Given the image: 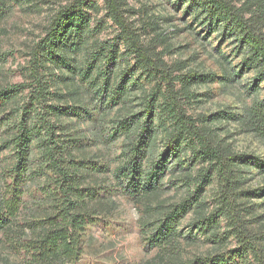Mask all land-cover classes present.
I'll return each mask as SVG.
<instances>
[{"label":"trees","instance_id":"obj_1","mask_svg":"<svg viewBox=\"0 0 264 264\" xmlns=\"http://www.w3.org/2000/svg\"><path fill=\"white\" fill-rule=\"evenodd\" d=\"M102 1L119 33L95 35L103 24L92 26L84 10L88 0H71L54 12L45 37L28 52L29 83L0 85V151L9 152L0 163V234L6 247L23 255L24 264L79 259L86 225L106 209L95 177L101 169L87 165L79 139L83 123L93 142H118L114 178L141 206L145 244L158 249L159 262L264 264V213L258 214L261 204L253 203L256 198L264 202V185L245 187L256 167L264 176V160L235 151L221 125L233 121L264 139V99L255 97L241 113H190L203 103L197 86L216 75L189 67L187 60L167 65L161 53L144 45L126 15L125 0ZM11 2L37 7L33 0H0V24ZM170 3L184 7L190 24L201 27L205 45L213 43L205 40L213 36L218 44L230 43L228 52L217 43L214 47L222 72L218 81L228 86L251 71L245 89L256 96L264 83V0ZM2 32L0 26V37ZM166 39L161 32L153 37L166 43L164 50ZM7 55L0 42V60ZM228 55L240 58L237 65ZM165 176L167 187L184 189L176 201L161 197ZM29 182L46 197L24 217L22 197ZM211 183L216 190L209 205L203 194ZM187 211L192 220L185 234L179 226ZM221 219L226 224L219 232ZM193 229L215 246L204 256L185 258L183 241L193 240ZM230 236L235 244L229 248Z\"/></svg>","mask_w":264,"mask_h":264},{"label":"rangeland","instance_id":"obj_2","mask_svg":"<svg viewBox=\"0 0 264 264\" xmlns=\"http://www.w3.org/2000/svg\"><path fill=\"white\" fill-rule=\"evenodd\" d=\"M71 0H33L37 7H19L15 2L10 6V11L0 24L3 32L0 37L1 48L8 51L9 55L5 60H0V85L18 86L29 83L26 66H28V52L42 38L45 37L46 28L50 17L62 5L68 4ZM126 15L134 29L141 34L144 45L150 46L152 50L161 53V57L167 65L174 60H187L189 67L197 68L203 73L212 72L216 78L197 86L196 91L203 94V103L196 110H189L190 113H210L219 110L241 113L242 106L250 104L252 100L264 99V83H259L258 94L247 92L245 84L253 77V72H243L234 84L223 86L218 78L222 74L217 61V51L214 49L216 43L221 46L224 52L230 50V43L220 42L213 37L205 38L212 41L211 45H205L202 41L200 26L190 24L189 13H184V7L174 8L170 0H125ZM96 5V9L93 7ZM92 19V26L96 22H101L103 28L97 32L99 37H112L119 33L116 25L106 13L102 0H88L84 6ZM193 28V29H192ZM165 33L169 48L164 50L166 43L153 41L156 33ZM152 42V43H151ZM228 57H230L228 55ZM232 65H237L240 58L236 55L230 57ZM229 59V58H228ZM231 66V65H230ZM236 70V68H234ZM22 86L19 87L21 89ZM27 90L22 92L26 97ZM230 133L231 141L235 151L256 155L264 160V139L254 136L244 131L239 123L233 121L227 124L221 123ZM79 139L89 157L87 165H98L101 170L95 176L102 189L98 190L106 209L94 215L92 222L86 225L82 234V252L79 259L73 264H167L165 261L159 262L157 258L158 249L148 247L145 244L143 235L141 206L124 194L122 186L118 185L113 169L120 160L119 144L116 142L110 146L106 141L97 140L93 142L92 133L87 132V125L80 123ZM8 151H0V163ZM92 156V158H90ZM260 167V166H258ZM253 169L254 175H250L245 187L255 189L264 185V176L258 175L259 168ZM164 177L161 197L166 202L179 199L183 193V188L167 187ZM41 187V184H40ZM216 190L215 183H211L204 190L203 197L209 205L212 204V195ZM46 196L41 193L37 184L29 182L25 194L22 197V215L26 217L36 207V201L43 200ZM253 203L261 204L257 209L258 214L264 213V202L262 199H253ZM22 216V217H23ZM192 220L190 211H187L180 222L181 230L189 233V222ZM222 232L225 227V220L221 219ZM193 229V240H184L182 246L183 257L193 258L204 256L212 251L211 241L206 239V235L196 234ZM231 242L226 246L233 247L235 240L230 236ZM4 237L0 234V264H24V256L13 255L6 247ZM10 255V256H9Z\"/></svg>","mask_w":264,"mask_h":264}]
</instances>
